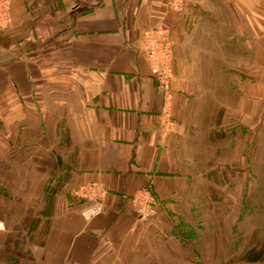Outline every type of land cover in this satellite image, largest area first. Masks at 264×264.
<instances>
[{
  "label": "crops",
  "instance_id": "obj_1",
  "mask_svg": "<svg viewBox=\"0 0 264 264\" xmlns=\"http://www.w3.org/2000/svg\"><path fill=\"white\" fill-rule=\"evenodd\" d=\"M168 3L13 0L12 24L0 30V134L14 130L0 156L13 154L32 172L46 164L62 189L99 181L107 190L104 212L91 221L81 215L85 202L64 201L37 264L125 260L151 235L132 204L140 188L151 185L163 230L178 212L194 165L184 147L202 130L193 118L219 115L213 102L224 125L232 114L241 123L248 104L263 109L264 0H187L180 13ZM154 24L168 26L176 44L177 126L168 136L141 49Z\"/></svg>",
  "mask_w": 264,
  "mask_h": 264
},
{
  "label": "rangeland",
  "instance_id": "obj_2",
  "mask_svg": "<svg viewBox=\"0 0 264 264\" xmlns=\"http://www.w3.org/2000/svg\"><path fill=\"white\" fill-rule=\"evenodd\" d=\"M55 55L61 62V50ZM217 104L219 115L193 118L202 130L183 151L194 162L191 180L180 184L167 229L157 216L141 220L151 222V235L110 264H264V105L255 111L248 104L241 123L232 114L224 125ZM11 130L0 143L11 141ZM6 158L0 156V264H37L64 201H83L80 186L62 189L46 164L32 172L13 154Z\"/></svg>",
  "mask_w": 264,
  "mask_h": 264
},
{
  "label": "built area",
  "instance_id": "obj_3",
  "mask_svg": "<svg viewBox=\"0 0 264 264\" xmlns=\"http://www.w3.org/2000/svg\"><path fill=\"white\" fill-rule=\"evenodd\" d=\"M13 0H0V30L8 28L13 21ZM187 5V0H169L168 7L172 12L180 13ZM141 49L143 58L149 66L151 75L156 80L157 90L163 103L160 112V128L163 136H168L177 126L173 106L175 93L176 44L172 32L165 24H154L143 32ZM107 190L99 181H91L80 186L79 194L85 202L81 215L91 221L104 212V198ZM133 208L140 220H148L158 215L160 207L151 185L140 188L132 197Z\"/></svg>",
  "mask_w": 264,
  "mask_h": 264
}]
</instances>
